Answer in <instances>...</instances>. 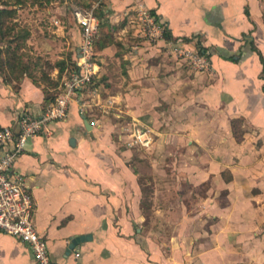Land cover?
Listing matches in <instances>:
<instances>
[{
    "label": "crops",
    "instance_id": "crops-1",
    "mask_svg": "<svg viewBox=\"0 0 264 264\" xmlns=\"http://www.w3.org/2000/svg\"><path fill=\"white\" fill-rule=\"evenodd\" d=\"M84 4L72 10L92 8L97 29L109 27L110 37L94 35L91 80L63 118L26 139L13 166L32 194L33 221L54 264H264V0ZM140 9L161 25V36H144ZM173 46L199 52L207 66H188ZM75 70L66 66L56 87L26 72L12 82L0 74V127L16 131L20 115H38L50 103L47 92L57 96ZM233 118L241 119L240 141ZM139 122L161 124L157 133L169 143L158 144L145 126L150 143L133 142ZM175 145L184 179H140L139 149L153 166L152 148L165 154ZM224 153L236 159L217 157ZM176 185L211 192L173 201ZM77 234L91 236L68 249ZM0 264L36 261L25 243L0 232Z\"/></svg>",
    "mask_w": 264,
    "mask_h": 264
},
{
    "label": "built area",
    "instance_id": "built-area-1",
    "mask_svg": "<svg viewBox=\"0 0 264 264\" xmlns=\"http://www.w3.org/2000/svg\"><path fill=\"white\" fill-rule=\"evenodd\" d=\"M97 3L94 5L96 6ZM143 34L149 39L162 35L161 25L148 11L138 12ZM75 23L80 27L82 44L81 60L77 61V70L69 73L62 92L49 103L38 115L22 114L17 118L16 131L11 126L0 127V232L11 234L25 243L36 264H54L47 243L37 230L33 221L34 201L23 176L14 170L15 157L22 151L27 138L43 132L46 124L66 115L68 103L77 98L78 88L84 87L91 80L94 63L91 60L92 44L97 31V21L91 9L73 11ZM176 57L198 68L207 66L206 58L184 47L173 46ZM133 142L148 145L151 141L149 132L134 126L131 133ZM10 144V146H9ZM75 256L78 255L76 251Z\"/></svg>",
    "mask_w": 264,
    "mask_h": 264
},
{
    "label": "rangeland",
    "instance_id": "rangeland-1",
    "mask_svg": "<svg viewBox=\"0 0 264 264\" xmlns=\"http://www.w3.org/2000/svg\"><path fill=\"white\" fill-rule=\"evenodd\" d=\"M52 1L53 4H50V2L48 4H45L43 0L39 2H35L34 0H25L24 5H21L20 7L17 6L16 8L17 12L15 20L20 26H26L30 30V35L26 39L24 47H22L19 52H21L22 60L29 65V69H27L29 70L28 73L31 72L32 74H34L38 80L39 77L43 74V72L48 73V75L49 73L55 74L53 70L54 66L51 67L50 65H48V62L50 64H55V62H57L58 60H64L66 62V65H70L74 58L75 60H77L76 46L80 41L78 36L79 33L81 36V30L79 29L80 27L76 23L70 21L68 14L73 11V8L83 6L85 0ZM98 29V35H102L103 38H106L107 35L106 39L110 37L109 27H101V25H99ZM80 42V44H82V36ZM95 45L96 42H93L92 52L90 55L92 60H94L96 56ZM187 65L189 66L192 64L189 63ZM195 67L196 66H194V68ZM55 78L58 79V73L55 75ZM86 94L89 100L91 99L90 97L93 96L92 94H89V92ZM95 95L96 94H94V96ZM93 102L94 103L92 111L97 113V109L99 108V106L97 105L98 103L95 102L98 101L95 98V101ZM108 113L112 114L111 111H108ZM160 125L161 124L153 125L148 122L145 124L139 122L138 126H135L139 127L140 130L145 129L141 126H145L146 129L151 132V134L153 133L155 135V140L159 142H157L158 144L162 143L167 145L169 142L167 143L165 141H162V138L157 133V130H161L160 128L157 129V127ZM128 128L129 126H127V129ZM247 131L250 132L249 138L254 135L253 128H251V126H249ZM250 140L251 142L253 141L255 143V139L251 138ZM182 143H186V141L183 139ZM177 150L181 149L178 148L177 145H175L173 148L170 149L169 153L166 152L164 154L162 151V147L156 149L152 148V150L150 151L151 156L156 157V160L152 159V163L154 166L153 167L151 163L147 161L148 157L144 156L146 151L139 149V157H143V159H140L138 161V165L143 168V172L139 174L140 179L145 180L152 177L156 179L163 178L164 180L171 182V184L178 182V180L180 179H184L186 175L183 174V171H180L179 166L182 156H179ZM217 157L219 159L222 158L223 160H227L230 157L236 159L235 156L232 154L220 155ZM153 168L157 170H154ZM169 190L171 191V193H169V197H171L173 201L177 200L178 195L183 196L186 193L188 195L191 191L192 192L190 194H194V192L199 191L201 195H210L211 192V188L206 186L200 188H192L179 187L178 185H176L171 186Z\"/></svg>",
    "mask_w": 264,
    "mask_h": 264
},
{
    "label": "trees",
    "instance_id": "trees-1",
    "mask_svg": "<svg viewBox=\"0 0 264 264\" xmlns=\"http://www.w3.org/2000/svg\"><path fill=\"white\" fill-rule=\"evenodd\" d=\"M42 1V0H34ZM50 0H43L48 3ZM25 4V0H0V74L6 82L18 81L19 77L24 73H28L29 65L22 60L19 50L24 47L26 39L30 35V30L26 26H20L15 20L16 8ZM85 5V4H84ZM97 11V10H96ZM97 14V12H95ZM99 13V12H98ZM98 30L95 35H97ZM107 38V35H106ZM48 65L58 67V78L66 66L69 70L76 69V62L72 61L70 65H66L64 60H58L55 64ZM27 70V71H26ZM32 79L37 82V78L31 72L28 73ZM39 79L45 82L49 87H56L59 79L52 80L48 73L43 72ZM95 82V81H94ZM56 93V92H55ZM55 93L47 92L45 96L46 103L54 101ZM232 133L236 141L242 139L241 119H231Z\"/></svg>",
    "mask_w": 264,
    "mask_h": 264
},
{
    "label": "water",
    "instance_id": "water-1",
    "mask_svg": "<svg viewBox=\"0 0 264 264\" xmlns=\"http://www.w3.org/2000/svg\"><path fill=\"white\" fill-rule=\"evenodd\" d=\"M72 141V138H71ZM90 234H77L70 238V242L68 244V249L72 248L77 242L89 238Z\"/></svg>",
    "mask_w": 264,
    "mask_h": 264
}]
</instances>
